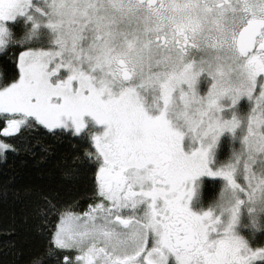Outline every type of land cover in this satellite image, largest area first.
Returning a JSON list of instances; mask_svg holds the SVG:
<instances>
[{
  "label": "snow or ice",
  "instance_id": "snow-or-ice-1",
  "mask_svg": "<svg viewBox=\"0 0 264 264\" xmlns=\"http://www.w3.org/2000/svg\"><path fill=\"white\" fill-rule=\"evenodd\" d=\"M0 164V264H264V0H0Z\"/></svg>",
  "mask_w": 264,
  "mask_h": 264
},
{
  "label": "trees",
  "instance_id": "trees-1",
  "mask_svg": "<svg viewBox=\"0 0 264 264\" xmlns=\"http://www.w3.org/2000/svg\"><path fill=\"white\" fill-rule=\"evenodd\" d=\"M69 153H70V149L68 148V146H66V145L62 146L60 148V150H59L58 159H63L66 156L68 162L71 163V156H70ZM56 163H57V161L53 160L48 165H46V168L53 169L55 167ZM3 167L4 166L2 164H0V169H2ZM2 179H3V177L0 176V181H2ZM214 192H215V188L214 187H211V186L207 187L204 190L205 200L207 201V200L211 199V197L213 196ZM8 223H9V221H8L7 217L3 213H0V241H2L5 238L3 236V234H2V229L4 227H6Z\"/></svg>",
  "mask_w": 264,
  "mask_h": 264
}]
</instances>
